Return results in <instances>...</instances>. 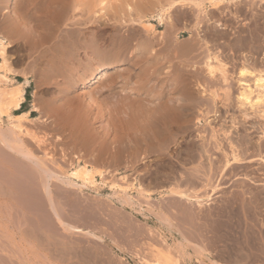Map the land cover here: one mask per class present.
Returning a JSON list of instances; mask_svg holds the SVG:
<instances>
[{
    "label": "bare ground",
    "instance_id": "1",
    "mask_svg": "<svg viewBox=\"0 0 264 264\" xmlns=\"http://www.w3.org/2000/svg\"><path fill=\"white\" fill-rule=\"evenodd\" d=\"M0 16V144L11 153L10 157L12 153L32 157L29 143L25 144L26 140L23 143L21 135L28 136L36 145L43 143L47 133L42 136L41 131L37 133L36 128L32 130L29 126L31 129H28L23 124L35 111L41 115L45 112L47 119L53 118L50 120L59 127L60 131L57 130L65 131L73 146H86L103 163L109 158L113 170L122 167L135 172L137 167L132 168L131 164L136 159L133 156L141 151L160 156L170 153V145L176 143L179 132L185 131L189 135L186 146H178L172 153L178 162L170 158L156 162L148 170L171 174L177 168L182 172L181 168L189 165L188 184L198 189V181L202 180L203 188L208 191L199 196L194 188L191 193L189 188L186 192L187 186H182L184 191L176 187L168 189L178 199L188 201V204L183 202L185 206L191 203L195 208L191 220L185 221H190L188 237L204 243L206 251L204 245L212 238L213 243H222L230 251L225 260L229 264H264V226L258 219L264 206V0H0ZM160 27L164 29L159 31ZM15 46L20 52L11 56L10 49ZM13 60L19 65L30 60V64L19 73ZM31 72L39 77V86L38 82L34 85L43 92L41 107L44 109L41 111L35 105L36 89L32 110L16 114L22 109ZM18 77L23 81H18ZM88 84H93L91 90ZM81 87L87 90L78 91ZM75 90L83 92V100H78L82 98L80 95H73ZM209 114L222 123L228 118L227 126L220 122L219 126H213ZM91 116L101 123L100 132L96 124H90ZM4 117L9 123V134L5 133L8 128L3 127L4 131L1 127ZM39 119L47 121L43 117ZM206 125L213 127L202 130ZM1 151L0 154H6ZM123 152L133 157L129 164ZM76 157L70 177L89 185L103 174L102 169L93 166L95 163L84 162L81 155ZM19 160L23 159L19 157ZM43 162H39L42 169L47 163ZM36 164L29 162L28 165ZM220 192L223 196L216 198L218 195H214ZM211 201L215 205L213 210L203 211L204 206L213 204ZM244 212H249L251 217L246 220ZM56 217L60 219L59 214ZM236 217L237 226L232 228L229 222ZM241 224L244 232L239 236L240 247L233 251V245L230 247L225 240L233 239ZM109 244L123 251L120 243L113 240ZM57 245V248L70 246ZM59 248L62 249L59 252H68ZM98 250L89 252L88 264H101V256L106 253ZM70 254L74 256L72 251ZM175 259L169 251L156 249L152 262L145 259V263L177 264Z\"/></svg>",
    "mask_w": 264,
    "mask_h": 264
},
{
    "label": "rangeland",
    "instance_id": "2",
    "mask_svg": "<svg viewBox=\"0 0 264 264\" xmlns=\"http://www.w3.org/2000/svg\"><path fill=\"white\" fill-rule=\"evenodd\" d=\"M163 29H164L163 27L158 28L159 31L160 30L162 31ZM186 36L187 35H185V37ZM10 51H11L10 52L11 56L12 55L15 56L17 53L20 52V48L18 46H15V47H12L10 49ZM29 62H30V60L29 61L27 60L23 64H20V65H19V63L17 64L15 62L14 65L16 64L15 68L20 73L21 71L27 69L28 65L30 64ZM27 63H29V64L26 65ZM38 80H39V77L36 76L34 74V72L33 73L31 72L28 84L26 85V88H25V100L22 103V109L19 111H16V114L21 113V111H23V110H32V104L34 103V101H32V100H34L33 97H35L33 95V92L36 89H37L36 90V98L38 99V101H37V103H35V105L37 104L39 110H41V111L44 109L41 107L42 106L41 102L43 100L42 99L43 92H42L40 87L36 88V86H35L36 85L35 82H38ZM18 81H23V78L18 77ZM38 84H39V82L37 83V86H39ZM90 87L92 89L93 84H88V87H87L88 90H91ZM85 88L86 87H81L77 90L78 91L79 90L86 91L87 89H85ZM77 90L73 91V95L74 96L77 95L76 97H78L80 95V97H82V98L81 99L78 98V100H83V98H84L83 92L81 93V91L78 92ZM77 92H78V94H77ZM38 94H40V95H38ZM38 102L41 104L40 106H39ZM44 113L45 112H43V114L41 115L37 111L32 112L31 116L29 117V120H26L25 122H23V124L25 123L24 126H27V128L29 126L30 127L32 126L31 127L32 130H34L36 128L37 130L35 129L34 131H37V133H40V131H41V133H40L41 135L42 134L45 135V133H47L44 137V140H42L43 143L42 142H41L42 144L40 143L41 146L38 144H37L38 145L37 146L36 143L33 140H32L33 141L32 142L28 136H25V135L20 136L21 139H24L23 143L25 140H26L25 144L29 143L27 146L31 149V152L33 153V155L31 154L32 159L30 157H28L27 155L23 156L22 154H21V156L19 154L18 155L15 154V156H14L13 153L11 155L12 157H10L11 153H9L7 151V149L2 147L0 144V146L2 147V151H1V147H0L1 153L2 152L3 153L6 152V154L8 153V156L6 154L5 155L0 154V264H86L87 261L91 262L90 261L91 260L90 259L91 254L89 252H92V250L93 251L98 250V248H100L98 250L99 252L101 251V252L106 253V254H102V256H101V259H102V261H100L101 264H105V263L106 264H118V263L119 264H138L137 262H139V264H146L145 259L151 260V258H153L154 251L156 249H161L163 251H165V250L169 251L171 257L173 259L176 258L175 260H176L177 264H229L228 261H225V260H226V256L227 257L229 256L230 251H229L228 247H225L222 243H217V242L213 243L214 241L212 238V240H209V242H211V241L212 242L211 243L208 242V243H209V245L211 244V247L213 248V250L211 249V247H208L209 245L207 243V245L206 244L204 245V246H206V248L208 250V251H206V250H203L204 247L202 244H204V243H202L200 240H197V239L191 240L189 238L190 234L188 231H189V224H190L189 222L190 221H188L189 224L186 222H187V220H191L190 217L192 218V215L194 214L195 208H194V206H192L191 203H189V205L191 207L188 205L185 206V204H188V201H186V200L183 201V199H180V198L178 199V196L170 194V191H169L171 188L176 187V188L181 190V189H183L182 186H184V187L187 186L186 188H184L186 190V192L190 191V193H191L193 188H194L196 193H198L199 196H202V195H204V193H206L205 191H208L205 188H203L202 180L201 181L197 180L199 187L202 186V188H201L202 190L198 186H197L198 187V189H197L195 187L196 185H194L192 188V185L188 184V182L186 180L188 178V167H189V165H187V166L181 165L182 167L185 166V167L181 168V170L183 169L182 172L179 170L180 168L179 169L177 168L176 171L171 173V174L166 173V172H163V173L161 172V173L157 174L155 172L149 171L147 168L149 166H151L150 168H152L156 162H159V161L163 162L165 160H170V158H171V161L172 160L177 161V158H175V157H174L175 159L173 158L172 153L176 152V150H178L180 146L182 148H184L183 147L184 145L186 146L185 143H187V140L189 139V135L187 132L184 131V132H182L183 134L179 132V134L176 137V141H175L176 143L171 144L169 147L170 153L165 152L164 154H162V156H160L159 154H155V153L154 154H152V153L147 154L146 153L147 155H149V157H148L142 151L141 152L139 151L141 154H137V155L133 156L134 158L136 157V159H137V160L136 159L133 160L132 159L133 157L129 158L128 154L125 155L127 152H123L124 156H127V157H124V156L123 157L127 158V160H129L126 163L129 164L131 161L130 159H132V162H131V164L133 165L132 168L137 167V169H134L135 172H133V169H131V170L129 168L128 169L127 168L122 169V167H121L122 170L121 169L113 170L112 166H110L109 158H108V161L105 162V160H104V163H103L101 160H99L100 157H96L95 153L91 154L89 149L86 146H81L80 148H78L79 146H73L74 144L71 143V140L67 139L66 132L63 130H61L62 133L59 132L60 131L59 127L57 126V128H56L55 123L52 121L53 118H48L49 119L48 120L46 118L47 116ZM211 115L212 114H209L208 118H210L209 120H211L212 123L214 121L213 124L211 123L213 126L214 125L219 126L220 123L222 125L226 124V123L228 124V118L224 119L223 117H221V120L224 119V121L222 123V121L221 122L217 121V120H220L219 118H217V120H216V118H214L213 116L211 117ZM41 117L45 118L47 121L46 122H40L39 118H41ZM91 117H90V119H91ZM4 119L5 120H2V122H1V127L2 128L6 127L5 129L8 128L7 131H5L4 128L3 129H4L6 134H9V132H8L10 130V128L8 126L9 123H8L6 117H4ZM50 119H52V120H50ZM226 120H227V122L225 123ZM50 121H52L53 123ZM90 124H93L94 126L96 124V126H95L96 129L98 127L100 128V126H101V123H98V121H95L94 117H92ZM98 124H100V125L98 126ZM227 124H226V126H227ZM41 125H42V127H41ZM212 125L203 126L201 129L206 131L207 127H213ZM31 128H28V129H31ZM99 128L97 130L100 132L101 128L100 129ZM38 129H41V130H38ZM42 130H45V131H42ZM56 130H57V132H55ZM184 134H186V135L183 136ZM204 134H206V133H204ZM253 135L255 136L257 134H255V132H254ZM26 137H27V139H26ZM66 139H67V142L65 141ZM177 139L178 140L180 139V140L177 141ZM181 140H182V142H181ZM29 141H31L32 143ZM99 141H101V140H99ZM68 142L70 144H68ZM177 143H179V145ZM71 144L73 147L71 146ZM175 144L177 145V147L178 146L179 147L176 148ZM173 146H174V149H173ZM75 147H77L78 149ZM46 148H47V151H46ZM63 149H64V151H63ZM35 150H37V151H35ZM45 152H47V155H45ZM86 153H88V154H86ZM142 153H143V155H142ZM168 154H170V155L168 156ZM31 155H29V156H31ZM77 155H79V157L81 155L82 158L80 157V159L83 160L84 162L87 161L90 164L95 163L96 165L94 164L93 166L97 167L98 170L102 169L103 174L101 176H96L94 183L89 184V185H87V184L83 185L84 183L82 181L74 179V178L69 176V173L71 172L70 170L73 169L72 166L76 165V163H77V157H76ZM94 155H95V157H94ZM16 156H18V158ZM26 156L28 159L25 158ZM33 156L36 158H33ZM163 156H164V158H163ZM19 157L22 158L24 160V162H23V160L22 161L19 160ZM45 158H47V159H45ZM124 158H122V159L125 160ZM122 159H120V162H121L120 165H123V163H124V161ZM140 159H142V160H140ZM158 159H160V160H158ZM37 160H39V161H37ZM40 160L42 162L43 161L47 162V163L43 162L45 170L40 167V164H39ZM152 160H153V162H152ZM83 161H81V163ZM25 162H26V165H25ZM27 162H28V164H29V162H30V164L37 163L36 164L37 166L36 165H33V166L28 165ZM96 162H98V163H96ZM134 163H137V164L134 165ZM46 164H47V166H46ZM71 164H72V166H71ZM140 164H142L143 166ZM104 165H106V166H104ZM34 166L40 167V169L36 168V167L34 168ZM48 168H50L51 171ZM35 169H38V170H35ZM43 170L45 172H43ZM136 170H138L139 172ZM142 171H143V173H142ZM148 172H149V174H147ZM45 173H46V176L44 175ZM49 173H50V175H49ZM164 174H166V177ZM167 174H168V177H167ZM175 174H176V177H175ZM47 175L50 176V180H48L49 176L47 177ZM150 175H152V176H150ZM158 175H160L161 177ZM171 175H173V176H171ZM57 176H58V178H57ZM156 176L158 178H156ZM45 177H47L46 179L50 183V184L47 183V187L45 185L47 180L44 181ZM123 177L125 180L122 179ZM143 177H144V179H143ZM138 178H140V182L138 181L139 180ZM163 178H165V179H163ZM173 178H174V180H173ZM126 179H127V181H126ZM168 179H169V181H167ZM170 179H171V181H170ZM180 179L183 181H181ZM148 180H152V181L148 182ZM153 180H154V182H153ZM43 181H44V185H41ZM110 181H111V183H110ZM176 181H177V183H176ZM132 182H134V183H132ZM114 183H115V185H114ZM117 184H118V186H117ZM121 184H122V187H121ZM161 184H163V186ZM125 185H127L126 186L127 188L125 187ZM115 186H117V187L115 188ZM188 186H191V187H188ZM139 187L141 189L143 188L144 191H142ZM165 187H167V188H165ZM45 188H47V189H45ZM125 188L127 190H125ZM145 189L147 190L148 193H146ZM184 189H183V191H184ZM138 190H140L142 192H140ZM202 192H203V194H201ZM94 193H96V194H94ZM220 193H218L214 196L218 195L216 197V198H218L219 195L220 196L222 195V193L221 194ZM50 199H53V200H50ZM183 202H185V204ZM126 203H128L127 204L128 206L126 205ZM210 203H213V204H210V206H204L206 208L203 207L202 210L203 211H206V209H207V211L213 210L214 202L211 201ZM121 205H123V206H121ZM170 205H173V207ZM85 206L87 208L88 207L89 208L87 209V208H85ZM174 206H176V207H174ZM263 207L264 206L261 207L262 212L258 216V219H260L261 224H263V226H264V223H263L264 222V214H263L264 208ZM76 208H79V210H76ZM100 208H101V211H100ZM193 208H194V210H193ZM82 209H84V210H82ZM74 210L77 212L73 213ZM83 211L85 212V214L83 213ZM175 211H176V213H175ZM96 212H98L99 214ZM190 212H191V215L189 214ZM57 214H59L61 220L63 218L64 219L61 221L59 218L56 217ZM247 214H248V216H247ZM173 215L178 216V217L176 218ZM244 215H245L244 218H246V220L251 217L249 212H247V213L244 212ZM249 215H250V217H249ZM93 217H95V218H93ZM234 219H232L231 222H229V223H231L232 228L236 227L237 223H238V220H237L238 218L236 217ZM167 221H169L170 224ZM232 221L235 222V225ZM63 222H65V223H63ZM102 222H104V224ZM109 224L110 225L113 224V225L110 226ZM64 227L66 229H64ZM111 227L113 230L111 229ZM114 227H115V229H118V230H115ZM238 229H239V231H238ZM263 229H264V227H263ZM236 230L237 231L234 233L233 239L227 238L225 240L227 242V244H228V242L230 243V244H228L230 247H231V245H233L232 246L234 249L233 251H235L236 247L237 248L240 247L239 246V242H240L239 236L241 235V233L244 232L242 230V224H241V228H237ZM134 231H136V232H134ZM88 232H90L92 234H90V236H89ZM95 232L100 234V235L93 234ZM127 232H129V233H127ZM125 233H127L129 236ZM246 233H247V231H246ZM246 233H244V234H246ZM236 234H237V236H236ZM186 236L187 237L189 236V237L186 238ZM88 238H89V240H88ZM72 239L74 240V242L72 241ZM247 239H248V237L245 240H247ZM80 240H81V242L79 243ZM90 240H92L93 243ZM111 240L112 241L114 240L116 242V244L120 243L119 246H121L123 251H119L116 248H111V245L109 244L112 242ZM67 241L70 243H68ZM88 241H90V242H88ZM51 242H52V244H51ZM96 242H97V244H94ZM53 243H56V244L53 245ZM205 243H206V241H205ZM212 243L214 245H212ZM57 244L58 245H61V244L62 245L63 244L68 245L69 244L70 246L68 245L69 247L66 248V246H65V248H64L63 246H58ZM221 244H222V246H224L226 248L227 251L225 250L224 247L222 248ZM235 244H236V246H234ZM52 245H53L54 249L52 248ZM55 245H57L58 248ZM80 246H82V247H80ZM215 246H218L219 249H223L224 251L217 249V247H215ZM47 247H49V248H47ZM59 247H62L63 251H65V250L68 251L69 254H68V252H59L62 250ZM87 247L89 250H87ZM102 248H103V250H102ZM55 249H58V252ZM70 250L73 252L74 256L70 254V252H71ZM73 250L74 251L76 250V251L74 252ZM104 250H106V251H104ZM85 252H87V253H85ZM77 253H79V254H77ZM75 254H77L78 257ZM127 254H128V256L126 257ZM103 255H104V257H103ZM220 255H222L223 258H221ZM60 257L62 260L60 259ZM88 257H90V258H88ZM218 257H220V258H218ZM88 259H90V260H88ZM93 259L95 260V257ZM84 260H86V262ZM68 261H71V262H68ZM151 262H152V260H151ZM90 264H93V263H90Z\"/></svg>",
    "mask_w": 264,
    "mask_h": 264
}]
</instances>
